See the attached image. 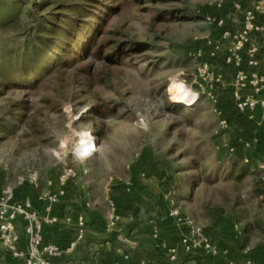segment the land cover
Returning a JSON list of instances; mask_svg holds the SVG:
<instances>
[{
  "label": "rangeland",
  "instance_id": "1",
  "mask_svg": "<svg viewBox=\"0 0 264 264\" xmlns=\"http://www.w3.org/2000/svg\"><path fill=\"white\" fill-rule=\"evenodd\" d=\"M33 1L81 20L82 50L64 67L44 72L41 58L28 80H8L26 37L4 21L13 0H0L1 174L45 184L85 171L101 191L138 177L186 214L233 216L249 239L264 236L261 149L239 131L233 94L219 85L233 63L239 0ZM83 136L97 148L87 158L77 151Z\"/></svg>",
  "mask_w": 264,
  "mask_h": 264
},
{
  "label": "crops",
  "instance_id": "2",
  "mask_svg": "<svg viewBox=\"0 0 264 264\" xmlns=\"http://www.w3.org/2000/svg\"><path fill=\"white\" fill-rule=\"evenodd\" d=\"M257 1H238L242 11L239 13V27L232 33L239 34L243 26L244 12L248 9L254 11L255 24L263 30L250 33L249 42L241 53V63L227 65L226 72L222 74L223 82L219 84L222 91L231 90L235 103L237 73L264 76V12L256 8ZM225 20L230 23L227 18ZM251 50H254L252 56L249 54ZM251 62L255 64L252 65ZM238 94L241 98H246L255 95L256 91L253 86H248ZM256 97L264 99V89ZM253 116L259 130L249 136H252L258 149H261V155L254 163L257 166L264 163L262 110L255 109ZM59 176L60 174L51 177L47 183L42 184L36 176L12 178L0 172V197L6 195L11 205H21L30 200L33 210L40 217L56 220L54 223L46 222L43 226L45 244L67 246L76 237L78 221L81 218L85 221L84 240L62 262L140 264L146 260L148 264H165V261H169L167 252L176 249L177 261L172 264H264V236L249 239L233 216L214 214L206 221L196 214H186L179 206L181 214L186 218L191 217L200 225L219 251L216 257L187 254L180 244L187 233V227L170 215L177 206L170 205L165 196L160 201L155 196V189L145 180L134 177L127 184L117 180L101 191L90 185L89 175L85 171L78 182L77 179L65 186L61 185ZM61 189L65 190V196L48 211V203L40 200L41 196L47 191L57 192ZM111 223H114L113 227L110 226ZM24 228V221L19 220L16 232L21 241L16 252L0 244V264H27L26 259L18 255L27 250Z\"/></svg>",
  "mask_w": 264,
  "mask_h": 264
},
{
  "label": "built area",
  "instance_id": "3",
  "mask_svg": "<svg viewBox=\"0 0 264 264\" xmlns=\"http://www.w3.org/2000/svg\"><path fill=\"white\" fill-rule=\"evenodd\" d=\"M256 8L264 12V0H258ZM263 28L255 24V13L248 9L244 12V21L240 33L237 35L238 41L236 46L232 49V59L235 64H240L241 53L246 44L249 42L251 32L262 31ZM249 54L252 56L254 50ZM254 65V62H251ZM253 86L256 94H259L264 89V76H257L255 74L246 75L239 72L236 75L235 89L236 106L242 113H247L250 119H254L253 111L257 108L262 110V119H264V99H259L255 95L241 98L239 91ZM258 169L264 172V163L260 164ZM77 173L73 169H66L61 172L59 181L61 185L75 181ZM65 196V190L61 189L57 192L47 191L40 200L48 203L47 210H51L53 205L58 204ZM170 215L174 217L178 223L187 227V233L181 239V247L187 254H195L203 257H216L219 255L218 249L211 243L208 236L205 234L203 228L194 220L184 217L178 208H174ZM19 220L25 223V239L27 242V250L25 253H18L19 256L26 259L27 264H69L62 262L63 258L72 254L84 240L86 235V223L81 218L78 221L77 234L75 239L67 246L58 244H45L43 242V226L47 223L56 222L55 219L42 218L36 211L33 210L32 202L26 200L21 205H11L5 196L0 197V244L10 251L16 252L17 245L21 238L16 232V226ZM110 226H114L111 223ZM168 260L171 263L177 261V250L170 249L167 252ZM140 264H148L146 260Z\"/></svg>",
  "mask_w": 264,
  "mask_h": 264
},
{
  "label": "trees",
  "instance_id": "4",
  "mask_svg": "<svg viewBox=\"0 0 264 264\" xmlns=\"http://www.w3.org/2000/svg\"><path fill=\"white\" fill-rule=\"evenodd\" d=\"M48 7L49 4L45 2L37 5L33 0H13L10 11L4 16L6 24H22L26 37L25 52L19 57L20 67L9 63V67L2 73L8 80L15 74L19 76L18 80H28L31 74L38 72L41 58L45 65L42 69L44 72L54 67H64L82 50L76 48L80 46L78 34L83 30L82 21L69 19L67 23L59 15L46 14ZM235 123L245 135H252L259 130L257 121L250 119L247 113L239 111ZM164 263L172 264L169 261Z\"/></svg>",
  "mask_w": 264,
  "mask_h": 264
},
{
  "label": "bare ground",
  "instance_id": "5",
  "mask_svg": "<svg viewBox=\"0 0 264 264\" xmlns=\"http://www.w3.org/2000/svg\"><path fill=\"white\" fill-rule=\"evenodd\" d=\"M181 88L180 85L178 86V89ZM178 91V90H177ZM179 102H186L191 104L193 101V96L190 97H182L181 95L178 96ZM96 146L94 145V142L88 139L87 137L83 136L80 140V143L78 144L77 151L78 153L83 157L87 158L91 155H93L96 151ZM87 153V154H85Z\"/></svg>",
  "mask_w": 264,
  "mask_h": 264
},
{
  "label": "clouds",
  "instance_id": "6",
  "mask_svg": "<svg viewBox=\"0 0 264 264\" xmlns=\"http://www.w3.org/2000/svg\"><path fill=\"white\" fill-rule=\"evenodd\" d=\"M85 154H87V153H85Z\"/></svg>",
  "mask_w": 264,
  "mask_h": 264
}]
</instances>
